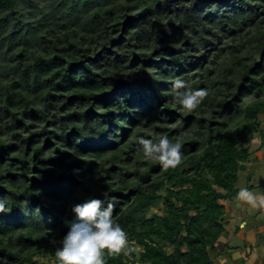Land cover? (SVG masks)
I'll return each mask as SVG.
<instances>
[{"label": "trees", "instance_id": "16d2710c", "mask_svg": "<svg viewBox=\"0 0 264 264\" xmlns=\"http://www.w3.org/2000/svg\"><path fill=\"white\" fill-rule=\"evenodd\" d=\"M263 15L264 0H0V264H51L36 257H55L72 206L105 193L131 249L105 264L229 252L226 203L264 148ZM175 77L206 90L195 111ZM181 133L176 168L137 151Z\"/></svg>", "mask_w": 264, "mask_h": 264}, {"label": "clouds", "instance_id": "9594fccd", "mask_svg": "<svg viewBox=\"0 0 264 264\" xmlns=\"http://www.w3.org/2000/svg\"><path fill=\"white\" fill-rule=\"evenodd\" d=\"M170 83L174 102L178 100L182 112L195 111L207 95L206 90L193 88L191 82L180 77L172 78ZM183 135L170 138L167 134H158L154 139L137 136V151L142 153L143 160L158 162L162 169L176 168L182 162ZM104 197V200L89 197L72 206L75 220L68 224L69 231L63 239L49 241L58 245L54 253L57 264H105V251L108 255H128L131 251L126 231L113 216L115 198L107 193ZM236 199L253 207L264 205V195L257 196L248 188H241ZM5 211V200H0V213Z\"/></svg>", "mask_w": 264, "mask_h": 264}, {"label": "rangeland", "instance_id": "374dc122", "mask_svg": "<svg viewBox=\"0 0 264 264\" xmlns=\"http://www.w3.org/2000/svg\"><path fill=\"white\" fill-rule=\"evenodd\" d=\"M264 15L260 18L263 19ZM259 20H257L258 22ZM224 47V46H223ZM228 51V50H227ZM226 53V52H225ZM224 53V54H225ZM189 75L193 74V71H189L188 72ZM178 101V100H177ZM262 118V122L264 124V116L261 117ZM145 132L150 131L149 128H145L143 129ZM262 143H260V139L257 138L256 141L251 145V151L253 153L251 161L247 163L248 169L246 172H241L239 175V182L237 184L238 189L241 188H247L248 186H255V190H253L252 192H254L257 196L260 195H264V148H261ZM234 204V203H233ZM239 202L236 204V208L233 206H230L231 212L227 210V230L229 231L230 229V222L229 220L235 217H240V209H239ZM246 207H248L250 210H246ZM243 211L245 212V219L248 221V227L249 228H254L256 227L257 221L262 220V222L264 223V205H257L255 207L250 206L249 204H245L243 206ZM152 214H162V210L159 208H154L152 211ZM245 220V221H246ZM236 222V221H235ZM242 222V219L239 220L237 223L231 224L232 226L235 224H239ZM236 232V231H235ZM257 241H262L264 240V229L262 228V231H260L259 234H257ZM229 240L236 242L238 244H247L250 245V242H248L249 240H239V238L232 237ZM232 243V244H233ZM262 243H259L258 246L260 247ZM262 252V251H261ZM264 253H261L259 256V260H264ZM36 259H38L40 261V263H51V264H56V260L55 257L51 258V257H36ZM258 261V260H257ZM256 261H253V264ZM217 264H225V262H217Z\"/></svg>", "mask_w": 264, "mask_h": 264}, {"label": "crops", "instance_id": "0c3cea01", "mask_svg": "<svg viewBox=\"0 0 264 264\" xmlns=\"http://www.w3.org/2000/svg\"><path fill=\"white\" fill-rule=\"evenodd\" d=\"M239 202V209L241 211L240 217H235L230 219V230H227V233L223 236V242L232 246V249L229 250L225 255H220L217 262H225V264H237V263H243V264H253V261H256L254 264H264V260H259V256L261 253H264V240L257 241V234L262 231V228L264 229V223L262 220L257 221V226L254 228H249L248 221L245 219V212L243 211V206L247 203H244L242 201ZM238 202L233 203H226L227 204V210L231 212V209H233ZM234 205V206H233ZM230 206H233V208H230ZM236 208V207H235ZM246 210H250L248 207H246ZM239 220L242 219V222L238 225H231L234 223H237ZM246 220V221H245ZM236 221V222H235ZM240 227V230H237V227ZM236 231V232H235ZM237 237L239 240H249L250 245L245 244H238L236 242L233 243V241L229 240L232 237ZM233 243V244H232ZM262 243L259 247L258 244ZM262 251V252H261ZM264 255V254H263ZM258 260V261H257Z\"/></svg>", "mask_w": 264, "mask_h": 264}]
</instances>
